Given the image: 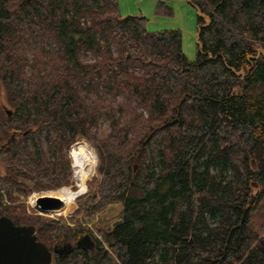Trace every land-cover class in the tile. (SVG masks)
<instances>
[{
    "label": "trees",
    "instance_id": "1",
    "mask_svg": "<svg viewBox=\"0 0 264 264\" xmlns=\"http://www.w3.org/2000/svg\"><path fill=\"white\" fill-rule=\"evenodd\" d=\"M189 2L194 60L178 29L148 31L118 0H0V215L48 247L83 232L97 242L51 264H264V235L248 226L264 194V0ZM83 50L95 58L80 61ZM83 89L123 100L90 102ZM101 116L98 176L77 209L29 214L22 200L68 184L66 151ZM115 203L120 223L99 218L100 239L79 226Z\"/></svg>",
    "mask_w": 264,
    "mask_h": 264
},
{
    "label": "rangeland",
    "instance_id": "2",
    "mask_svg": "<svg viewBox=\"0 0 264 264\" xmlns=\"http://www.w3.org/2000/svg\"><path fill=\"white\" fill-rule=\"evenodd\" d=\"M118 2H119L120 14L122 16L141 14L144 17H146L147 19L146 29L148 31L178 29L181 32L182 50H183L185 57L188 60L195 59L196 50H197V46L199 43L198 25H197V18H196L199 11L196 6L192 5L189 2V0H165L163 6L159 8H157L158 0H118ZM42 46L44 48L55 47L56 43L51 38H47L46 41L42 44ZM110 47L113 51L115 50V46L113 43L110 44ZM79 58H80V61H83V62L92 61L95 58V55L90 51L83 50L80 52ZM82 93L87 96V99L90 102L100 101L103 103H108V102L120 103L123 100L121 95L114 97L102 91L88 92L86 89H83ZM108 131H109V120L107 117L101 116L91 130L90 139L82 138L77 141L84 140L85 142H87L93 148V150L95 151L98 157L95 141L97 142V140L103 137ZM71 145L69 149L66 151L67 157H68V166H69V174L67 176V180H68L67 185H70L72 183L71 181L72 164H71V159H70ZM137 167H138V161H137ZM158 167H159L158 163L153 165V168L155 169H158ZM218 169H219L218 166L211 168L212 172H217ZM93 176L95 177L98 176V161L96 163L95 173L92 175V177ZM63 186H66V185H63ZM253 188L255 190L251 194V196H253L251 202L255 200V197L257 193L259 192L258 186H253ZM48 190H53V189H46V190L31 192L28 194V196H26L22 200L28 205L29 214L39 213V214H43L45 216L52 217V218H56L58 216L67 217L68 215L72 214L77 209L76 201H74L75 202L74 207L67 215L43 213L41 211L35 210V208L28 202L29 196L33 193L39 194V193H42ZM87 191H88V182H87ZM3 201L4 203H10L7 201L6 197H4ZM120 209H121V206L119 203L109 205L105 207L103 210H101L100 212H98L97 214H94V215L92 214L90 220H87L84 222L81 221L78 224H80L79 226L90 228L93 231V234L100 239L101 238L100 234L96 232L94 223L99 218L101 219L110 218L109 223H112V222L114 223L115 221L117 222L118 217H116V215L118 214ZM68 223L71 225L77 224L74 222H68ZM248 226L250 229L257 232L258 234L264 235V194L256 202L253 209L250 211L249 216H248ZM72 242H74V240Z\"/></svg>",
    "mask_w": 264,
    "mask_h": 264
},
{
    "label": "water",
    "instance_id": "3",
    "mask_svg": "<svg viewBox=\"0 0 264 264\" xmlns=\"http://www.w3.org/2000/svg\"><path fill=\"white\" fill-rule=\"evenodd\" d=\"M6 112L9 113V110H6ZM11 138L13 139V135ZM140 153L141 152H139V154ZM96 161H98L97 155ZM137 161L138 157L135 158L134 161V170L137 167ZM254 186L258 185L254 183ZM61 187L64 186H60L58 188ZM86 192L87 189L86 191L78 193L75 195L74 199L78 195L84 194ZM252 198L253 196H251V200ZM60 204L61 200L55 196H38L36 199V206L33 207L35 210L40 211L37 208H57L60 206ZM247 210L248 207L242 208L240 219L241 223L244 220ZM117 223H120V220H118ZM82 240H88V242L92 241L88 234L83 235L76 241L75 244L66 245L65 251L70 252L72 251L73 247L85 248L81 245ZM56 247L57 245H54L53 252L57 253L58 250ZM51 256L52 251L43 242L37 239L33 225H18L15 224L9 216L0 215V264H50Z\"/></svg>",
    "mask_w": 264,
    "mask_h": 264
},
{
    "label": "bare ground",
    "instance_id": "4",
    "mask_svg": "<svg viewBox=\"0 0 264 264\" xmlns=\"http://www.w3.org/2000/svg\"><path fill=\"white\" fill-rule=\"evenodd\" d=\"M70 159L72 164V175L70 185L44 191L42 193H33L29 196L28 202L36 206L38 196H55L61 200L57 208L42 209L37 208L43 213H52L57 215H67L74 207L75 195L86 191L87 182L95 173L96 153L93 148L84 140L77 141L70 148Z\"/></svg>",
    "mask_w": 264,
    "mask_h": 264
},
{
    "label": "flooded vegetation",
    "instance_id": "5",
    "mask_svg": "<svg viewBox=\"0 0 264 264\" xmlns=\"http://www.w3.org/2000/svg\"><path fill=\"white\" fill-rule=\"evenodd\" d=\"M38 211V210H37ZM4 215V214H3ZM7 216V215H6ZM15 223V222H14ZM16 224V223H15ZM18 225H22V224H18ZM25 225V224H23ZM88 234L90 237H91V242H88V240H82L81 241V245L84 246L85 248H79V249H82V250H85L87 251L90 255H93L95 253V250H96V246H97V242L96 240L87 232H83V233H80L78 234V236H75V237H63V238H59L57 239V241L51 246V247H47L52 251V256H51V262L50 264L52 263V261L54 260L55 257H59V258H62L64 256H66L68 253L70 252H66L65 250V247L66 245H72V244H75L76 241L82 237L83 235H86ZM74 240V242H72ZM76 240V241H75ZM54 245H57V253L56 252H53V247ZM77 248V247H73L72 251Z\"/></svg>",
    "mask_w": 264,
    "mask_h": 264
}]
</instances>
